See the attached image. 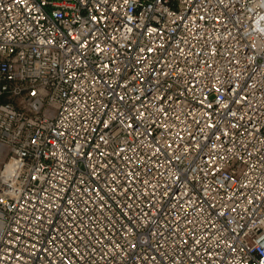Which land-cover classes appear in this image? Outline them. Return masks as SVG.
Instances as JSON below:
<instances>
[{
	"label": "built area",
	"instance_id": "1",
	"mask_svg": "<svg viewBox=\"0 0 264 264\" xmlns=\"http://www.w3.org/2000/svg\"><path fill=\"white\" fill-rule=\"evenodd\" d=\"M0 264H264V0H0Z\"/></svg>",
	"mask_w": 264,
	"mask_h": 264
}]
</instances>
